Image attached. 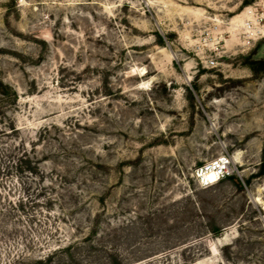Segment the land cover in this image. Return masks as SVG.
Here are the masks:
<instances>
[{
  "label": "rangeland",
  "instance_id": "374dc122",
  "mask_svg": "<svg viewBox=\"0 0 264 264\" xmlns=\"http://www.w3.org/2000/svg\"><path fill=\"white\" fill-rule=\"evenodd\" d=\"M260 1L0 0V264H264Z\"/></svg>",
  "mask_w": 264,
  "mask_h": 264
},
{
  "label": "built area",
  "instance_id": "2783aa9c",
  "mask_svg": "<svg viewBox=\"0 0 264 264\" xmlns=\"http://www.w3.org/2000/svg\"><path fill=\"white\" fill-rule=\"evenodd\" d=\"M261 3H255L250 7V11L246 20L242 23L243 37L245 42L251 44L264 36V0ZM261 4L262 11H259V5ZM263 4V5H262ZM244 18V19H245ZM208 64L213 67L216 65L214 59L210 60ZM213 172L217 176V181L231 176L234 173L233 165L230 158L227 155L219 157L215 160L204 163L201 167H198L195 171V176L203 186L212 185L210 181L205 178V174Z\"/></svg>",
  "mask_w": 264,
  "mask_h": 264
},
{
  "label": "bare ground",
  "instance_id": "6f19581e",
  "mask_svg": "<svg viewBox=\"0 0 264 264\" xmlns=\"http://www.w3.org/2000/svg\"><path fill=\"white\" fill-rule=\"evenodd\" d=\"M249 11H250V7L247 10H245L243 13H241L240 16L235 17L234 21H232V23L234 24L235 27L243 23L244 18L248 16ZM205 178L208 181H210L211 184H214L217 181V176L213 172L206 173Z\"/></svg>",
  "mask_w": 264,
  "mask_h": 264
},
{
  "label": "trees",
  "instance_id": "16d2710c",
  "mask_svg": "<svg viewBox=\"0 0 264 264\" xmlns=\"http://www.w3.org/2000/svg\"><path fill=\"white\" fill-rule=\"evenodd\" d=\"M242 186V185H241Z\"/></svg>",
  "mask_w": 264,
  "mask_h": 264
}]
</instances>
